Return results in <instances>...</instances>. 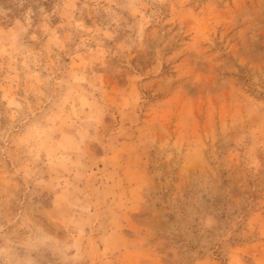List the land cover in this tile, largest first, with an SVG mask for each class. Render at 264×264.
Listing matches in <instances>:
<instances>
[{"label": "rangeland", "instance_id": "rangeland-1", "mask_svg": "<svg viewBox=\"0 0 264 264\" xmlns=\"http://www.w3.org/2000/svg\"><path fill=\"white\" fill-rule=\"evenodd\" d=\"M0 264H264V0H0Z\"/></svg>", "mask_w": 264, "mask_h": 264}]
</instances>
